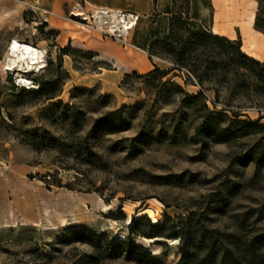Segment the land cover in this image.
Here are the masks:
<instances>
[{"label": "rangeland", "instance_id": "obj_1", "mask_svg": "<svg viewBox=\"0 0 264 264\" xmlns=\"http://www.w3.org/2000/svg\"><path fill=\"white\" fill-rule=\"evenodd\" d=\"M247 1L255 17L257 2ZM167 3L0 0V264H148L108 243L126 240L136 215L147 217L137 230L155 237L149 248L162 264L177 263L179 240L159 237L170 225L152 233L148 219L154 224L193 213L178 223L186 226L189 244L200 247L209 231H218L245 244L257 238L264 250V165L232 161L264 132L229 144L200 135L206 120L231 125L229 112L216 113L227 94L221 88L217 99L212 90L204 93L207 110H214L207 116L199 100L185 97L200 90L186 71H171L173 63L161 54L149 57L144 39L150 30L166 31ZM209 4L199 7L198 25L220 36L232 32L245 43L253 36L264 52L254 17L248 25L235 22L220 14L215 0ZM43 10L50 12L46 22ZM156 14L162 24L151 19ZM130 15L137 19L125 31L122 21ZM108 24L118 34L106 28L102 34ZM14 39L43 50L46 68L21 74L28 83L19 84L3 67ZM142 57L171 72L145 76ZM48 79L60 85L51 100L34 92ZM230 105L240 109L239 120L262 118L264 125V109L259 113L241 98ZM54 206L66 221L48 229L43 209ZM74 228L93 233V245L66 234ZM130 238L136 243L138 237Z\"/></svg>", "mask_w": 264, "mask_h": 264}, {"label": "trees", "instance_id": "obj_2", "mask_svg": "<svg viewBox=\"0 0 264 264\" xmlns=\"http://www.w3.org/2000/svg\"><path fill=\"white\" fill-rule=\"evenodd\" d=\"M156 1L153 0L154 3ZM255 1L258 6L253 28L264 36V0ZM199 7L209 8V0H168L162 12L167 17L166 31L163 35H159V30H150L144 39V48L146 43L149 57L161 54L168 58L173 63L171 71L181 69L186 71L200 90L194 95L185 97L192 101L199 100L207 116L212 115L214 110H207L204 93L212 90L217 99L220 88L225 90L227 94L225 105L216 113L225 117L222 113L229 112L231 118L227 120L231 125L221 127L206 120L201 127V136L216 138L222 143L229 144L242 134L256 135L264 132V125L260 124L262 118L253 121L246 118L247 120L241 121L240 109L234 110L230 105L234 99L241 98L247 101L250 105L248 107L254 108L259 113L264 109V62L248 56L241 50L239 36L230 40L198 25L196 20ZM151 19L158 21L159 24L165 20H160L159 14ZM171 71H161L154 66L145 76L153 77L159 74L165 77ZM59 86L56 79H48L39 82L34 92L45 100H51L58 96ZM21 90L24 91L23 88ZM212 104L216 108V102L213 101ZM237 107L241 108V106ZM232 161L238 164L264 165V136L251 147L237 154ZM192 215L193 213H189L185 217L175 219L165 217L161 223L154 224H150L149 219L146 221L152 233H160L170 225L171 231L159 237L179 240L180 258L176 264H264V250L257 238L245 244L234 235L209 231L204 245L197 247L189 244L187 241L189 233L184 230L186 226L180 227L178 223L190 221ZM145 219L146 216L135 219L133 225L129 227V237L126 240H110L108 243L113 248L143 258L148 264H162L156 254H151L147 248L134 243L130 238V235L146 239L155 238L145 237L137 230V225ZM66 234L75 237L76 241L91 246L93 245L91 240L96 239L93 233L82 228L70 229ZM215 243L219 244L218 250H214Z\"/></svg>", "mask_w": 264, "mask_h": 264}, {"label": "bare ground", "instance_id": "obj_3", "mask_svg": "<svg viewBox=\"0 0 264 264\" xmlns=\"http://www.w3.org/2000/svg\"><path fill=\"white\" fill-rule=\"evenodd\" d=\"M215 4L223 17L229 20H234L235 22L244 21L247 25L250 22L252 23L254 12L249 6L247 0H215ZM213 33L218 34L215 31H213ZM123 41H125V39ZM246 48L251 50L252 48H254V43L251 40H247ZM7 51L8 55L3 64V67H5L6 71L13 72V74L18 79L19 84L28 83L27 80L21 75L25 71H41L40 68H42V63H44V57L42 56L43 50L41 48L39 49L27 42L14 39L8 44ZM143 57L141 60L144 66V68L141 69L142 72L145 71V68H147L148 66L147 60ZM98 205L103 210H106L108 208V205L105 204L100 198L98 199ZM123 212L125 214H129V207H124ZM43 214L45 219L47 220L46 226L51 227L48 229H55L56 225L59 224L64 225V222L66 221L64 211L61 210L58 206L53 207V212L48 211V208L44 207ZM140 217L141 215H136L137 219ZM151 241L152 239L138 237L136 243L149 248L150 244L152 243ZM148 250L155 254L154 249L149 248Z\"/></svg>", "mask_w": 264, "mask_h": 264}, {"label": "crops", "instance_id": "obj_4", "mask_svg": "<svg viewBox=\"0 0 264 264\" xmlns=\"http://www.w3.org/2000/svg\"><path fill=\"white\" fill-rule=\"evenodd\" d=\"M56 31H58L60 33L59 36H62V31H59V30H56ZM218 35H222V34H218ZM223 36H225L226 38H228L230 40H234V39L237 38L232 32H229L227 35H223ZM251 36L252 35H249L250 38H251ZM240 40H241V50L245 54H247L250 57H253L255 59H258V60L264 62V56H263L264 52L257 49V43L254 42V37L253 36H252L251 40L253 41V43L256 46H254V48H252L251 50L245 47L246 43H245L243 38H240ZM152 69H153V66L148 64V66H147V68H145L144 72L147 73V72L151 71ZM125 75H127V74H125Z\"/></svg>", "mask_w": 264, "mask_h": 264}, {"label": "built area", "instance_id": "obj_5", "mask_svg": "<svg viewBox=\"0 0 264 264\" xmlns=\"http://www.w3.org/2000/svg\"><path fill=\"white\" fill-rule=\"evenodd\" d=\"M50 12L46 11V10H43L42 11V19L44 22H46L48 16H49ZM105 15V13L103 14ZM136 17H133L132 15H130V18L127 20H123L122 21V29L125 30V31H128V30H131L133 28V26L135 25V22H136ZM105 25V24H104ZM105 28L107 30H112L113 33H117L118 34V29L115 25H111V24H108V26H104L103 30H101V33L105 35ZM26 87V86H24ZM27 88V87H26Z\"/></svg>", "mask_w": 264, "mask_h": 264}, {"label": "water", "instance_id": "obj_6", "mask_svg": "<svg viewBox=\"0 0 264 264\" xmlns=\"http://www.w3.org/2000/svg\"><path fill=\"white\" fill-rule=\"evenodd\" d=\"M140 208H136L135 209V213L139 210ZM133 216H134V214H133ZM157 241H159V240H154L153 242H157Z\"/></svg>", "mask_w": 264, "mask_h": 264}, {"label": "clouds", "instance_id": "obj_7", "mask_svg": "<svg viewBox=\"0 0 264 264\" xmlns=\"http://www.w3.org/2000/svg\"><path fill=\"white\" fill-rule=\"evenodd\" d=\"M44 63H42V68H40V69H43L45 66L43 65Z\"/></svg>", "mask_w": 264, "mask_h": 264}]
</instances>
